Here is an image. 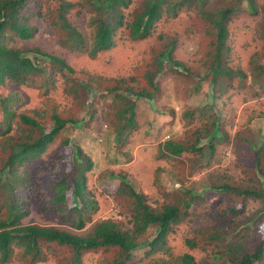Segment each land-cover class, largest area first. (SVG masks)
Segmentation results:
<instances>
[{
    "label": "trees",
    "instance_id": "1",
    "mask_svg": "<svg viewBox=\"0 0 264 264\" xmlns=\"http://www.w3.org/2000/svg\"><path fill=\"white\" fill-rule=\"evenodd\" d=\"M263 13L264 0H0V264H264V136L252 128L264 114L228 118L264 100ZM42 32L64 53L33 45ZM132 44L143 51L134 73L107 75L102 58L130 68ZM166 65L212 92L210 104L184 109L182 137L142 151L169 171L172 187L161 192L147 179L155 169L128 165L141 125L126 94L152 99ZM58 83L63 104L53 97ZM26 89L42 98L33 109H20ZM68 125L108 127L129 167L103 174L117 185L88 189L94 162L63 135ZM226 151L246 168L238 180L229 168L217 173ZM45 153V171L26 168ZM194 165L212 169L204 192L224 195L219 209L201 208L206 192L182 185L179 172L187 179ZM100 199L112 200L113 218L94 221ZM31 208L56 224L23 223Z\"/></svg>",
    "mask_w": 264,
    "mask_h": 264
},
{
    "label": "rangeland",
    "instance_id": "2",
    "mask_svg": "<svg viewBox=\"0 0 264 264\" xmlns=\"http://www.w3.org/2000/svg\"><path fill=\"white\" fill-rule=\"evenodd\" d=\"M264 20V13L262 18ZM185 22V19L183 20ZM175 31V29H171ZM180 33V31L178 30ZM180 35L184 38V36L180 33ZM48 34L42 32L40 37H38L36 43H32L33 45L39 46L42 50L46 52H53L55 54L64 53L62 50H59L57 44L53 40H47ZM243 39V37L241 38ZM251 43V42H250ZM249 43V44H250ZM248 44V45H249ZM151 46V45H150ZM149 46V47H150ZM148 47V48H149ZM127 53L134 57L133 64L131 63L132 58L129 59V64H127L130 68L124 67L122 62H118L116 65L111 66L107 65L106 61L108 57L102 58L103 66L105 67L104 71L107 75H114L117 76L121 71L130 72L132 75L133 68L136 66L141 58L142 52L141 49L137 48V44H132L127 47ZM147 48V49H148ZM145 51V50H144ZM186 55V54H185ZM65 59L71 62L75 67L81 69H89L80 61L77 62L78 57L74 55L73 57L70 55L65 56ZM149 59V58H148ZM198 65L200 68L204 66V59L202 56V52L200 55L197 56ZM253 62V61H251ZM257 64L254 62L253 67H256ZM152 69V68H151ZM161 77L158 80L159 90L156 92L154 98L152 100H145L141 98H136L133 95L126 94L127 97L131 98L132 100H136V111L139 114V121L141 123V129L139 135L136 137L134 141L131 139L129 141L126 150L128 153H131L133 156H137L135 161L131 160L130 164L134 167V170H153L155 169V173L152 174L147 178L151 181L150 188L157 191H167L170 190L173 184V180L169 175V171L160 168V162L157 158L156 160L150 156L151 152L146 153L147 155H142V151L146 149L147 151H151L153 147L157 145L158 142L164 141L166 138L165 136H173L177 137L180 135L183 127V120L184 113L183 110L187 107L193 108H200L206 104H210L211 97L210 94L212 92L211 88L204 82H196V79L191 77H186L182 75H178L176 70L173 69L171 66L166 65L165 68L161 71ZM143 81V80H142ZM143 85V82H142ZM58 88H56V96H53L55 101H58V98L61 99L62 95V86L61 83H58ZM37 90L34 89H26V94L29 96V99L24 101V104L21 105L20 109L30 108L33 109L38 105V101L41 100L37 97ZM64 96V95H63ZM264 99V98H263ZM236 103V102H235ZM63 104V103H61ZM217 108H221L222 104L220 102L216 103ZM173 108L175 110L174 119L171 121L170 116L168 113L164 112V109ZM88 111V102L85 100L82 104V110L80 115L84 114V112ZM261 112L264 114V100L262 102H250L248 106L239 105L238 110L231 114L228 118L234 120V122H238L242 115L246 113ZM224 112V111H223ZM220 117L225 116V112L223 114H219ZM95 126V125H94ZM92 128H84L83 126L77 125H68L63 130V135L70 139L72 144L80 145L86 154L89 156L92 155L94 159V169L88 174L90 176V182L88 183V189H100L106 184H113L117 185V180H110L104 178L103 174L107 171H121V168H129L128 165L125 163L123 158L116 159L111 151V146L108 140H104L102 142H98L96 138L97 131ZM107 127V126H106ZM104 128V126H103ZM102 128V131H103ZM108 128V127H107ZM252 128L257 130L258 128L262 129V134L264 136V121L260 120L257 123L252 125ZM157 130H161L162 134L158 135L156 133ZM101 131V132H102ZM146 131V132H145ZM234 133V130H232ZM99 135V134H98ZM179 137H182L180 135ZM96 138V139H95ZM254 148V147H253ZM111 151V152H110ZM49 154L45 153L42 155L38 160L37 163L33 164L30 167V170L33 172H43L48 168V164H46V160ZM129 155V154H128ZM139 160L138 162H136ZM222 164L220 168L217 169V173L223 171V168H229L226 172L228 175L232 176L233 179L238 180L242 176L245 175L246 168L242 163H238L234 161L233 155L226 151L222 158ZM216 168V167H214ZM253 164L250 167V171L255 173V169H253ZM212 169H202L199 166H193L192 169L188 168L187 174L188 178L186 179V175L181 171L179 172V176L181 179H184L182 185L186 188L192 189L193 191H198L200 193L206 194L203 196L205 202L201 203V208L208 206L209 209H219V206L223 205L226 201L224 195L215 192H204V189L207 184L206 175ZM222 174V173H221ZM262 176L261 186L264 188V175ZM186 179V182H185ZM178 187V186H177ZM148 190L145 191L147 193ZM111 199H100L98 205V212L94 217V221L102 220L107 218H113L115 215V209L113 208V203ZM259 209V204L250 202L247 210L245 211L246 214H255L256 211ZM257 217V216H256ZM40 223V224H56L54 220H51L49 216L39 215L37 211L31 208L30 215L25 218L23 223ZM183 233V228L180 231ZM143 240V238H142Z\"/></svg>",
    "mask_w": 264,
    "mask_h": 264
},
{
    "label": "clouds",
    "instance_id": "3",
    "mask_svg": "<svg viewBox=\"0 0 264 264\" xmlns=\"http://www.w3.org/2000/svg\"><path fill=\"white\" fill-rule=\"evenodd\" d=\"M161 71H162V70H161ZM161 71H160V72H161ZM161 75H162V74H161ZM161 75H160V77H161ZM160 77H159V79H160ZM159 79H158V80H159ZM157 85H158V84H157ZM158 90H159V85H158V89H157V91H154V92H153L152 99L154 98V96H155L156 92H158ZM134 97H135V96H134ZM136 98H137V97H136ZM137 99H138V98H137ZM137 99H136V100H137ZM141 99H143V98H141ZM152 99H150V100H152ZM136 100H135V102H136ZM145 100H147V99H145ZM171 109L174 111V114H173V115L168 114V116H170L171 121H172V120L174 119L175 110H174L173 108H171ZM164 110H165V109H164ZM164 110H163V111H164ZM183 113H184V110H183ZM85 116H86V114H85V112H84V114H82L81 117H85ZM139 123H140V121H139ZM140 125H141V123H140ZM65 128H66V126L64 127V129H65ZM95 130H96V129H95ZM96 131H97V130H96ZM109 132H110V131L108 130V128L106 127V125H104V128H103V131H102V132H98V131L96 132V133L99 134V135L96 134V135H97L96 138H97V141H98V142H102V143H103L104 140H108V139H109L108 142L110 143L111 151H112L113 155L115 156L114 150H113V148H112V146H113V135H112L111 133L109 134ZM145 132H146V131H145ZM62 133H63V132H62ZM96 138H95V139H96ZM165 138H166L165 140H167V139L169 138V136L167 135V136H165ZM68 139H69V138H68ZM111 151H110V152H111ZM43 155H44V154H43ZM41 156H42V155H41ZM41 156H39L38 158H36L35 161L30 162V163L27 165L26 168H28V170L31 171V170H30V167H31L33 164L37 163V160H38ZM90 157L92 158L93 162H95L94 159H93V157H92V155H91ZM136 157H137V156L134 155V159H133V161H135V158H136ZM115 158L118 159V157H116V156H115ZM138 161H139V160H137L136 162H138ZM94 166H95V164H94ZM31 172H33V171H31ZM35 173L39 174V173H41V172H35ZM117 181H118V180H117Z\"/></svg>",
    "mask_w": 264,
    "mask_h": 264
}]
</instances>
